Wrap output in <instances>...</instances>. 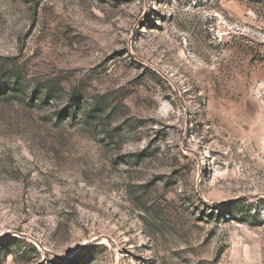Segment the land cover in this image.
<instances>
[{
  "label": "rangeland",
  "instance_id": "1",
  "mask_svg": "<svg viewBox=\"0 0 264 264\" xmlns=\"http://www.w3.org/2000/svg\"><path fill=\"white\" fill-rule=\"evenodd\" d=\"M12 73L0 264H264V0H0Z\"/></svg>",
  "mask_w": 264,
  "mask_h": 264
},
{
  "label": "trees",
  "instance_id": "2",
  "mask_svg": "<svg viewBox=\"0 0 264 264\" xmlns=\"http://www.w3.org/2000/svg\"><path fill=\"white\" fill-rule=\"evenodd\" d=\"M10 74V73H9ZM10 77H13L12 81L8 80L6 83L2 82L4 78H0V96L1 95H6L7 92H23V87L18 83V80H20V76H18L15 73H12ZM58 94L54 92V90H42L40 93H36L31 98L29 99V102L32 104H36L39 102L40 105H48L53 97H56ZM68 113V111H66ZM76 109L73 106V109L69 116L76 117ZM60 118L61 117H66L67 114H59Z\"/></svg>",
  "mask_w": 264,
  "mask_h": 264
}]
</instances>
